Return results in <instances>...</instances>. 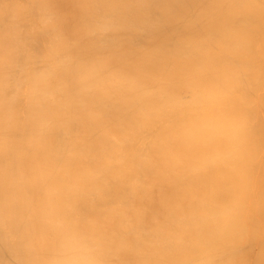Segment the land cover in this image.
<instances>
[{"label":"clouds","instance_id":"9594fccd","mask_svg":"<svg viewBox=\"0 0 264 264\" xmlns=\"http://www.w3.org/2000/svg\"><path fill=\"white\" fill-rule=\"evenodd\" d=\"M262 29L264 0H0V123L33 130L0 146L8 264H264Z\"/></svg>","mask_w":264,"mask_h":264},{"label":"bare ground","instance_id":"6f19581e","mask_svg":"<svg viewBox=\"0 0 264 264\" xmlns=\"http://www.w3.org/2000/svg\"><path fill=\"white\" fill-rule=\"evenodd\" d=\"M191 6H195L201 3V0H182ZM208 0H203V3H207ZM255 43L257 46L264 48V29L257 31ZM260 111V123L264 125V103L259 105ZM57 138L61 133H55ZM33 136V130L28 122L27 114L15 115L6 123H0V146H3L6 141L7 146V159L13 166L17 165L21 161L25 160L31 154L30 142ZM5 157L0 155V163H3ZM9 257L5 254H0V261L3 264H8ZM252 264H261V259L258 252L253 253L251 256Z\"/></svg>","mask_w":264,"mask_h":264}]
</instances>
